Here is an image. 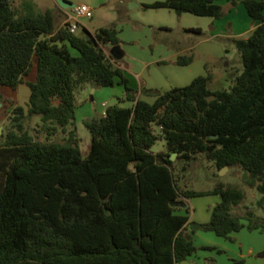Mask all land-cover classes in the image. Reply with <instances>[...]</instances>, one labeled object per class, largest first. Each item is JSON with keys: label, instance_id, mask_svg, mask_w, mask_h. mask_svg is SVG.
I'll list each match as a JSON object with an SVG mask.
<instances>
[{"label": "trees", "instance_id": "1", "mask_svg": "<svg viewBox=\"0 0 264 264\" xmlns=\"http://www.w3.org/2000/svg\"><path fill=\"white\" fill-rule=\"evenodd\" d=\"M218 1L167 0L145 7L219 19L224 9ZM23 6L20 14L13 0H0V103L1 87L25 83L38 63L36 82L27 83V110L14 108L12 128L1 136L0 264H180L197 249L187 233L190 217L174 215L176 203L209 195L221 202L204 231L222 238L243 228L264 231V218L252 211L234 214L245 199L240 186L183 189L171 158L178 155L183 171L199 155L219 171H247V185L263 195L264 208V0L245 1L250 17L262 24L234 40L243 70L229 89L211 90L207 69L187 86L158 93L153 103L137 99L124 71L107 56L108 45L121 43L115 27L87 30L81 38L68 24L58 30L52 10L36 13L30 1ZM192 60L180 57L177 63ZM116 84L125 87L132 106H111L104 117L85 122L92 143L83 157L77 94ZM36 115L46 142L25 127ZM60 131L67 134L64 144L52 140ZM160 140L167 151L155 153Z\"/></svg>", "mask_w": 264, "mask_h": 264}, {"label": "crops", "instance_id": "2", "mask_svg": "<svg viewBox=\"0 0 264 264\" xmlns=\"http://www.w3.org/2000/svg\"><path fill=\"white\" fill-rule=\"evenodd\" d=\"M90 1L81 0L80 4L92 8ZM131 1L133 0H120L119 3L128 5ZM245 1H218L217 4L224 9V15L219 19L190 13L178 15L169 8H146L143 6L128 10L127 7L126 9L121 7L120 20L126 22L127 18L128 40L132 49L125 48L121 35L123 27L120 26L116 29L119 31L121 43L115 46L108 45L109 50L106 54L124 71L130 86L137 91V99L150 103L155 101L158 93L191 84L197 77L206 75L207 69L213 75L209 84L211 90L229 89L234 84L237 75L242 72L241 69L233 66L229 56L237 50L234 40L249 37L262 24L261 20H254L250 17ZM60 12L65 15V19L58 30L65 26L67 18L72 14L69 9L61 8ZM177 29L179 36L171 40V34ZM191 29H200L201 33L192 32ZM115 47H119V50L113 52ZM136 50L140 52L138 53ZM237 54L240 57L238 51ZM186 56H192V62L186 66L179 65L178 59ZM37 66L36 61L31 72L24 78L25 83L20 84L17 88L1 87L3 96L2 103H0L1 110L11 112L16 107H23L27 110L31 95L27 83L36 82ZM108 88L113 91L109 98L103 101L101 112L94 109L95 118L104 117L107 109L114 105L132 106V103L126 99L127 93L122 85L116 84L104 88L88 86L79 92L80 105L77 94V112L86 103L96 104L97 99L103 97V90ZM84 101H86L85 104ZM95 118L84 116L83 121L87 122ZM219 202H221L220 196L213 195L212 199H209V203L205 205L207 213L197 218L198 208L193 205L191 199L187 200L190 221L186 228L197 250L180 264H195L196 262L230 264L231 260L240 258L245 259V264H264V258L260 256V253L264 251V231H250L243 228L239 232L232 233L230 238H222L217 235L216 237L213 235L202 236L201 232H206L203 228H193L196 223L202 225L208 223L213 208ZM242 222L247 223L246 221ZM198 240H202V243L197 244Z\"/></svg>", "mask_w": 264, "mask_h": 264}, {"label": "rangeland", "instance_id": "3", "mask_svg": "<svg viewBox=\"0 0 264 264\" xmlns=\"http://www.w3.org/2000/svg\"><path fill=\"white\" fill-rule=\"evenodd\" d=\"M30 1L35 5L36 13H43L47 10H52L55 14L56 18V27H60L62 22L65 19V15L62 14L61 7L58 5L56 0H13L14 8L20 14H24V2ZM74 3L76 6H81V0H68ZM120 0H91L90 5L93 8V18L89 17H81L78 22V30L76 35L81 38L87 37V28L92 32H96L100 28L107 27H123L122 39L125 44V48L127 50L132 49L129 45L128 35L129 28L128 22L126 18V22L120 20V9L121 7H128V5H123L119 3ZM128 9V8H127ZM129 10V9H128ZM72 13V9H69ZM59 13V16H58ZM61 13V14H60ZM122 21V22H121ZM76 23V21H73ZM172 36V37H171ZM171 40L173 38H177L179 36L178 29L173 31L171 34ZM73 56H78L79 53L75 49H70ZM106 52H108L109 48H105ZM138 53L139 50H136ZM232 59L233 66L243 70V64L241 58L237 54V50L229 54ZM36 62V61H35ZM34 62V65H35ZM104 95L102 98L97 99V103H86L84 101V106L79 108L78 112L76 109V128L77 133L80 138V149L83 157H87L91 150L92 136L90 131L85 125V121H83L84 116L95 118L96 113L94 109H97L101 112V106L104 100L108 99L110 93L113 90L105 89L103 90ZM98 97V96H97ZM78 104H81V96L78 93ZM128 104V103H125ZM9 111L0 109V142L3 141L1 138L2 135H6L8 131L12 128L13 120H12V111L9 112L10 116L8 117ZM26 129L39 141L46 142L47 134L43 127V123L41 117L36 115L34 117L28 118L25 121ZM70 129V128H69ZM68 129V130H69ZM53 141L58 143H66L67 142V134L60 131L56 136L52 138ZM155 153L158 152H166V142L164 140L158 141L152 149ZM174 161H177V176L179 178V184L183 189H190L195 191H208L214 189V187L223 183L226 186L229 185H238L245 192V199L243 202L234 209V214L237 216L244 217L248 211H252L256 217L264 218V208L259 206V201L262 199L263 195L256 189L250 188L247 185V181L250 178V175L247 171L240 169L239 167L233 168H223L221 171L218 170L216 165L209 161L204 155H199L197 158L192 161V163L187 167L186 171H183L182 168L184 166V162L179 160L178 155L174 156ZM213 195L206 197H199L191 199V202L194 206H196L199 210L197 214V218L202 217L205 212V205L209 203V199H212ZM186 199H184L185 201ZM187 201V200H186ZM245 221V220H244ZM197 225H202L196 223ZM202 236L213 235L216 237V234L213 232H201ZM202 240H198L197 244H201ZM201 254L203 252H200ZM195 264H201L200 262H196Z\"/></svg>", "mask_w": 264, "mask_h": 264}, {"label": "water", "instance_id": "4", "mask_svg": "<svg viewBox=\"0 0 264 264\" xmlns=\"http://www.w3.org/2000/svg\"><path fill=\"white\" fill-rule=\"evenodd\" d=\"M167 0H133L128 4V9L129 10H134L136 8H140L143 6H148V5H153L157 2H166ZM56 2L58 3V5L62 8V9H72L74 8L76 5L68 0H56ZM117 50H119V47H115L113 49V52H116ZM0 134H1V129H0ZM177 154H173L171 156L172 160H174V156H176ZM227 169V167H225ZM176 206L179 207V210L174 211V215H178V216H183V217H190V210L188 209V204L187 201H182V202H178L176 203ZM194 229H202L203 225H197L194 224L193 225Z\"/></svg>", "mask_w": 264, "mask_h": 264}, {"label": "built area", "instance_id": "5", "mask_svg": "<svg viewBox=\"0 0 264 264\" xmlns=\"http://www.w3.org/2000/svg\"><path fill=\"white\" fill-rule=\"evenodd\" d=\"M93 14V9L86 6H75L72 8V14L69 15L66 21V24L69 26V31L73 34H76L78 30L79 18L89 17L91 19L93 18ZM73 21H76V23Z\"/></svg>", "mask_w": 264, "mask_h": 264}]
</instances>
